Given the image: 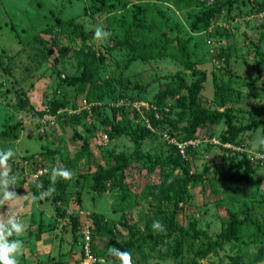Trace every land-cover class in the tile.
Wrapping results in <instances>:
<instances>
[{
    "label": "rangeland",
    "instance_id": "obj_1",
    "mask_svg": "<svg viewBox=\"0 0 264 264\" xmlns=\"http://www.w3.org/2000/svg\"><path fill=\"white\" fill-rule=\"evenodd\" d=\"M199 1H191L187 9H175L170 0H110L107 3L109 10L101 11L96 0H0V149L14 148L17 156L9 162L10 167L14 173L24 170L15 190L20 195H26L27 192L38 193L33 182L21 183L27 175L36 179L31 176L33 171H30L34 160L39 161L41 167L47 171L49 181L46 189L50 184L51 168L57 164V160L61 166L74 173L70 181H57L56 192L50 199L21 201V218L28 228L19 237L25 244V253L20 257V264H55L60 256L58 252L65 254L59 258V262L64 257V261L75 262L80 255V236L88 227L89 214L99 212L111 217L113 208L117 210L114 213L116 220L109 222L118 224L122 219L127 226H133L135 231L130 238L126 230L120 227L121 233L115 238L117 244L129 240L134 242L130 250L134 264L230 263L229 245L216 256L209 255L204 260L195 261L189 247L192 241L184 239L180 245L178 240L176 242L177 233L160 240L163 248L161 251L166 255L156 247V253L147 260L144 259L153 245L147 237L146 225L149 224L153 236L159 234L153 230L152 223L159 220L166 225L167 217L160 214L165 212L166 207L167 216L172 215L173 220L185 229L189 230V225L194 224L198 230H203L209 237L214 238L222 231V225L229 218V211L236 212L248 206V197L242 193L238 196L240 200L234 202L235 207L231 206L229 195L220 192L217 185L219 178H225L229 173L228 162L220 156H230V153L228 155L209 145L208 140L211 133L218 137L217 140L225 133V116L211 126L200 127L195 139H191L198 141V144L189 145L191 148L182 160H185L184 166L188 171L191 174H201L204 182L197 180L189 183L186 188L187 195L179 202L165 200L166 204L162 206L156 188L166 189L171 194L172 189L178 190L177 182L182 177L181 171L175 170L166 181H162L159 173L168 172L171 166H157L148 170V162L139 156L131 160V165L124 171L123 193L117 186H111L112 181L107 184L108 190L98 195V198L93 199L95 193L91 191L97 170L102 166L108 167L109 161L114 163L113 157L119 152L134 153V143L137 144L138 139V148L141 151L137 152L148 154L151 158L166 157L172 152V145L163 142L158 132L171 131L173 124H186L187 116L181 114L187 109L177 105V101L186 95L182 90L175 98H166L161 105H157L158 94L162 90L175 87L178 83L175 76L180 73L187 72L190 75L187 85L193 84L197 79L185 69L178 51V41L187 42L190 61L196 69L205 73V81L197 95L204 110L208 113L223 112L230 108L229 115L233 124L246 123L249 113L243 112L245 109H239V106L246 105L243 93H248L247 87L252 85V78L245 74H251V68L254 70L255 67L258 69L264 65L263 59V63L257 66L258 55L254 56L255 61L251 60L252 64L245 62V56L254 55L255 48L259 49V54L262 53L264 58V17L251 16L248 13L264 0H236L235 9L230 15L222 13L208 30H203L200 26L197 32H191L187 16L203 11L205 6ZM212 2L208 0L206 5ZM159 11L164 17L158 15ZM56 18L75 21L90 34L94 43L83 44L71 35V29L56 25ZM141 18L145 20L149 32L140 31L133 23V19ZM98 24H102L112 33L108 41L93 39V31ZM126 30L133 33L131 43L143 50L147 47L144 54L152 60L147 57L143 61L137 51L118 46ZM164 36L172 40L167 45L168 54L153 60L151 54L158 50L155 45H166ZM37 38L42 43H37ZM17 44L41 47L42 50L45 49V54L31 62L26 56L30 48L23 51L20 48L21 52L14 55L13 48ZM94 51L101 53L106 59L98 73L107 96L93 105H83L85 88L77 86L68 93V85L60 78L67 76V73L78 75L83 56ZM19 68L30 74L25 82L20 79L22 74ZM220 87L226 94L223 100ZM23 90L26 92L24 95L21 94ZM16 94L20 97L21 107L18 104L19 98H15ZM48 101H56L63 116L61 115L55 126L49 127L46 123V128L43 129L45 126L41 123L48 116ZM32 102L35 105L33 109L30 108ZM220 103L223 105L220 106ZM259 106H255L256 109L263 111L264 106ZM156 115L171 121V125L166 123L164 127L154 126L152 119ZM73 119L81 120L80 124H76ZM113 127L123 129V132L116 131ZM137 127L140 129L137 130ZM11 130L18 132L17 137L12 138L7 134ZM42 130L46 131L44 135ZM146 130L150 133L139 136ZM133 132L138 136L136 140L131 135ZM84 141L88 147H82ZM228 181L223 182V185L229 184ZM237 184L244 186L242 181H237ZM66 187L67 192L71 193L66 195L69 200H55L54 196L56 198ZM252 191L255 194L257 192L255 188ZM77 195L82 208L79 235L78 231L77 234H72L73 227L69 219L73 212L81 209L77 207L76 198H72ZM63 197L66 200L65 195ZM6 210L5 208L4 211ZM255 210L257 212L252 213V217H259L260 209ZM57 211L64 212L66 219L59 218ZM241 213L245 216L244 211ZM252 235L253 238L256 237ZM255 239L245 248V264H264V248L261 250L262 244L258 242L260 238ZM107 257L109 259L111 256L107 254ZM100 263L118 264V259H106L105 262L101 260Z\"/></svg>",
    "mask_w": 264,
    "mask_h": 264
},
{
    "label": "trees",
    "instance_id": "obj_2",
    "mask_svg": "<svg viewBox=\"0 0 264 264\" xmlns=\"http://www.w3.org/2000/svg\"><path fill=\"white\" fill-rule=\"evenodd\" d=\"M96 1L99 2V6H98L99 10L101 11L109 10V6L107 3L110 2V0H96ZM156 1L158 2L167 1L168 2L169 0H156ZM170 1H171L172 7H174L175 9L176 8L187 9L190 7L189 4L191 1H199V0H170ZM199 2L202 6H205L203 11L201 13L188 14L187 16L190 20L189 30L191 32H195V31L197 32L200 26L202 27L203 30H208L222 16V13L226 12L227 15H230L234 11L235 5L237 3L236 0H228L227 2H224L223 0H213L212 4H209V5H206V2H208V0H201ZM250 11L251 12H249L248 15H251V16L258 15L259 13L264 11V1H261L260 3H258L257 6L255 8H252ZM158 13L160 17H164V14L162 12L159 11ZM55 22H56V25L58 26H64L66 28L71 29V33H72L71 35L74 38L79 39V41L82 42L83 44H87L88 42H91L92 44L94 43L91 41L90 34L85 32V30H83L81 26L77 24L75 21H72V20L64 21V20H61V18H56ZM133 23L137 25V28L140 29V31L148 30V28L146 27V22L142 18L133 19ZM149 31L150 30H148V32ZM164 39H165L166 45L164 44H161L160 46L157 44L155 45L158 50L155 53L151 54V56L154 58L153 60L160 59L168 54L167 51L169 50V48L167 45L171 43L172 40L169 39L167 36H164ZM132 40H133L132 31L126 30L123 35V39L118 42V46H120V48L127 47L128 49H131V51L133 52L137 51L138 56L141 60L143 61L147 60L148 56L146 57V55L144 54L147 47L144 50L140 49V47H137L134 43H131ZM36 41L37 43L39 42L42 43L40 38H37ZM186 43H187L186 41L182 43H179L178 41L177 43L179 45L178 51H179L181 58L183 59L182 63L184 64L185 69L190 71L191 72L190 74L194 77H197V79L195 80L193 84L187 85L186 82L188 80V76H190L187 72H183V73L176 75L175 79L178 80L177 85L175 87L167 88L165 90L160 91L158 94V98H157V105H161L165 101L166 98H175L181 93L182 90H184L186 96H183L181 99H179L177 101V105H181L182 108L187 109L186 112L181 114V116L184 114L185 116H187V122L183 126L178 125L177 122H176L177 125L175 124L171 125L170 124L171 121H167V120H164L163 118L161 119V118L155 117V119L154 118L152 119L153 125L156 127H164L166 123L168 125H171V131H167V132L171 136H173L172 134H174V139L176 141L186 142L191 139H195L194 138L195 134L200 127L204 125L211 126L214 123L218 122V120L222 116H225L226 121H227V129L225 133H222L221 136L219 137L220 142L222 143L231 142L232 144H242L243 142L245 143V141L240 139L239 135L246 130L256 129L259 127V125L260 126L264 125V121L259 120L257 118V115H255V113L250 112L248 116L249 119L246 121V123L242 124L241 126H237L233 124L230 119V115H229V113L231 112L230 108L225 109L223 112H216V111L209 112V113L206 112L204 108L200 105V103L198 102V96H197L199 95L201 91V84L205 81V73L196 69L194 63L190 61V56H189V53L187 52ZM21 45L22 44L20 45L17 44V46L13 48V50H15L14 55L16 53L21 52V50L23 51V49L25 48L26 49L30 48L27 50L26 56H27V59L30 60L31 62L36 61L35 60L36 57H41V55L45 54L44 53L45 49L42 50L41 47L38 48V46H35V45L32 47H30L29 45L28 47L25 44H23L22 46ZM20 48L21 50H19ZM255 55H258L257 65L259 66L260 64L263 63V59H264L263 54L262 53L259 54V49L255 48L254 56ZM12 58H13V55H12ZM149 59L152 60V58H149ZM105 60L106 59L104 55H102L101 53H96L95 51L85 54L83 56V61L81 62L80 67L78 68L79 69L78 75H72V74L67 73V76L60 78L63 80V83L68 85L70 89L68 93H71V91H73V89L76 88L77 86H82L85 88V96L82 99V103L83 101H85L86 104L83 103V105H89V104L93 105L96 102L102 101L107 96V92L104 88V84L101 81V77L98 73L99 69L102 67V64L104 63ZM55 62H57V60ZM19 69L21 70V74H22L20 79L22 80V82H25L30 74H27L26 72H24L25 70H22V68H19ZM58 75L59 77H61V73H59ZM260 76H264V74L261 73ZM13 82L16 85H19L16 83V81H13ZM219 90L221 92V98L223 100V98H225V95H226L225 90L221 87ZM21 94L23 95L26 94L25 90H23ZM15 98L17 99L19 98L18 104H20V107H21V100L18 94H16ZM47 103H49V106L46 105L48 115L55 117V121L53 125L49 123L46 124V122L44 123L42 122L41 125L45 126L46 124L47 126L50 125L49 127H53L55 126L57 120L61 118L62 111L60 110V108H58L56 101H48ZM219 105L222 106L223 103H220ZM34 107L35 106L33 104H30L31 109H33ZM59 112H61V114ZM73 120L76 124H80L81 122V120H76V119H73ZM45 128L46 126L43 129ZM113 129L116 131L119 130L114 127ZM136 129L139 130L140 128L137 127ZM119 131L123 132V129H120ZM42 132H43V135L46 133L45 130H42ZM134 133L135 132H133L131 135H133V139L136 140L138 136L136 135V133L135 134ZM149 133L150 132L146 130L144 134L139 135V136H145ZM7 134L10 135V137L15 138L17 137L18 132H16L15 130H11V131H8ZM28 137H31V136L28 135ZM175 137H177V139ZM214 137L216 136H214V134L211 133L208 141H210V139ZM217 138L218 137H216V139ZM137 141H138L137 144L134 143L135 145L134 149L136 150L134 153L133 152H129V153L119 152L113 157L114 163L113 161L112 162L109 161L107 164L108 167L102 166L97 170V173L94 176V184L92 185V189H91V191L95 193V197L93 199L98 198V195H102L108 190L107 184H109L110 181H112L111 186L113 187L117 186L118 189L121 190V193H123L125 191V188L122 182L123 177H124V171L128 168V166L131 165L130 161L134 160L135 157L137 156H139L140 158L148 162V170H151L152 168L157 167V166L164 167V166L170 165L171 168L168 172L159 173V178L162 181H166V179L175 170L181 171L182 177L177 182V186L179 187L178 190L172 189L171 190L172 194H171V193H168L166 189H159L160 187L156 188L158 189V194L160 195L162 206L166 204L165 200L166 201L176 200L177 202H179L183 196L187 195L186 188L189 183H193L197 180L204 182L201 174H198V173L191 174L188 171V169L184 166L186 162L185 160H182L184 158H182V156L178 153V151L176 150V146L172 145L170 147L172 152L169 154V156H166V157L157 156L155 158H151L148 154H145L143 152H137L139 150L138 148L139 139ZM209 145L213 146L210 143ZM85 146L88 147V144H86L84 141V143L82 144V147L85 148ZM214 147L221 149L218 146H214ZM189 148L191 147L188 146V148H186V155H187V151ZM263 148H260V149H263ZM51 153H53V150L51 151ZM220 157L228 162L230 169L231 168L238 169V170L242 169V174L238 176L230 175L229 177L231 178L227 176V178H224V179L229 178L230 180V179L235 178V180L246 182L248 183V185L253 184V181L250 180L251 175L254 173L255 168L261 165L251 163L245 157L238 159L236 156H231V155L227 156L225 154H223V156H220ZM27 161L29 163V159ZM39 163H40L39 161L34 160L33 167L30 169V171H33V172L36 171ZM23 171L24 170H20V173H19L21 175L20 177H23ZM263 177L264 176L257 178L255 183L257 184V183L262 182L264 180ZM26 181L33 182V185L37 183H42L44 188L46 189L49 180H48L47 175H43L36 179H32L30 178V175H27L26 178H24L21 183H24ZM66 189L67 187L65 188V191L59 194L56 198L54 196V199L60 200V201L62 200L61 202L68 201L69 199L67 198L66 195H70L71 193L67 192ZM227 194L229 195L230 193H227ZM64 195H65L66 200H63ZM72 198H76L78 202L77 207L81 208L79 195H77L76 197H72ZM56 203L60 204L58 203V201H56ZM216 203H219V202H216ZM166 210H167V207L163 214L160 213L162 216L167 217L166 225H165L166 227L165 233H159L153 236L152 230L149 224L146 225L147 227L146 233L148 235L147 237L152 241L153 245L151 246V250L149 251L147 256L144 257L145 260H147L149 256H152L153 254L156 253V247H158L160 251L163 249L162 244L160 243V240L168 239L171 235H176L175 233L178 234L176 238V242L178 240L180 245L183 243L184 239H187L188 241H192L190 242L189 247H190V251L193 253V258L195 259V261L204 260L209 255L216 256L218 255L219 251L224 250L226 245H229V247H231L230 255H229V259H230L229 264H245L243 262V255L247 252V251L245 252L246 250L245 248L246 246L251 244L250 242H252V240H256L255 238H260L258 242L262 244L261 250L262 248H264V244H263L264 243V218H262L261 215L256 218H251L249 215L242 218L239 212L241 213L243 209H240L241 211L236 210V212H230L228 210L229 218L222 225V228H223L222 231L219 234H217L214 238H211L208 236L207 232L203 230H198L194 226V224L191 226L189 225V230L185 229L183 226L178 224V222L173 220L172 215L167 216ZM81 211H82V208L79 210H76L75 212H73L74 214L69 218L70 224H72V227H73L72 234H77V231H78V235H79V228L82 225ZM116 212L117 210L113 208L111 213H116ZM57 214L59 218L66 219L64 212L57 211ZM88 220L89 221L87 222L88 224L87 229L81 232V236H80L81 240H80V245H79L80 255L78 256V260L71 263L68 261H64V259L66 258L64 257L62 258L63 260H60L61 262H59V258L65 254H59L60 252H58V255L60 256L58 257V261L55 262V264H81L82 257L84 256L83 247L86 243L88 244V249L90 253L92 254V256L97 259V262L93 264H103V263H100V261L104 260L105 262L106 259L111 260V261L117 260V258L114 256H111L108 259L107 254H108L109 247L115 246L125 251H130L133 248L134 242L132 240L123 242L121 244L116 243L115 238L117 235H120L121 233V230L119 229L120 227H123L122 229L126 230L130 238L131 236L135 234V231L133 230V226H127L126 222L123 221L122 219L118 221V224L111 223L109 221H115V220H112L107 216L105 217V215H103L102 213L94 212V213L89 214ZM54 232L55 230L53 231V233ZM250 232L254 234L256 237L253 238V235ZM34 234H36V232H34ZM86 237H88V240H85ZM200 238H201V241H198V239ZM145 240L146 239H144V241ZM163 254L166 255V253H163ZM118 264H120L119 260H118Z\"/></svg>",
    "mask_w": 264,
    "mask_h": 264
},
{
    "label": "clouds",
    "instance_id": "obj_3",
    "mask_svg": "<svg viewBox=\"0 0 264 264\" xmlns=\"http://www.w3.org/2000/svg\"><path fill=\"white\" fill-rule=\"evenodd\" d=\"M112 33L102 24L95 26L93 39L95 41L106 42L110 39ZM264 142V141H262ZM17 156L14 148L0 149V264H20V257L25 253V244L21 237L28 228V225L21 218V201L31 202L50 199L56 192L55 184L58 180L70 181L73 178V171L57 164L51 168L50 184L47 189L42 183H37V194L27 192L26 195H20L16 192L17 184L20 180L19 173H14L10 167V161ZM47 175V173H45ZM7 209L4 211V209ZM152 228L155 232L165 233V225L154 220ZM110 256L116 257L120 264H134L132 253L112 246L108 249Z\"/></svg>",
    "mask_w": 264,
    "mask_h": 264
},
{
    "label": "crops",
    "instance_id": "obj_4",
    "mask_svg": "<svg viewBox=\"0 0 264 264\" xmlns=\"http://www.w3.org/2000/svg\"><path fill=\"white\" fill-rule=\"evenodd\" d=\"M247 58H248V60H247ZM251 60L255 61L254 55L245 56V62H249L250 64H252L253 62H251ZM257 61H258V58H257L256 62ZM261 73L264 74V65L262 66V68L259 67L258 69L255 67L254 70H252V68H251V74H249V73L245 74V76H247V77L250 76L252 78V85L247 87L248 88L247 94H244L246 91L243 93V97L245 99L246 105L242 106V107L239 106V109H245V110H243V112H246V114L253 112V113H255V115H257V118L259 120L264 121V109L262 111L260 109L259 110L256 109V107H255L257 105L258 106L261 105L259 107L264 106V76H260ZM246 81H248V80H246ZM32 104L34 105L33 102H32ZM238 111H241V110H238ZM248 119L249 118L247 117L246 120H248ZM242 124H244V123H242ZM235 125L241 126L238 124H235ZM240 136H242L240 139H242L243 141H246L245 144H247V146L250 148L259 149V148L264 147V142H262V141H264V125H261V126L259 125V127L256 129L246 130L243 133H241L239 135V137ZM228 172L233 173L232 175L238 176V175L242 174V169L238 170V169H232V168L230 169L229 168V170H227V173ZM229 173L227 175L228 177L231 175ZM225 175H226V172H225ZM262 176H264V166H257L254 170V173L251 175L250 180L253 181V184H251V185H248V183L243 182L244 186H242V185L240 186L237 184V180H235V178L229 180V178H231V177H229L228 179H224L223 176L219 178V180L217 181V185H218V188L220 189V192L230 193L229 198H230L231 206L235 207L234 202H237L240 200V198H238V196L239 195L241 196V193L244 194L245 197H248V206H246L244 209L242 208L243 209L242 211L245 212V216L249 215L251 218H256V217H252V215H253L252 213H254L256 211L255 209H260L258 211L261 212V216H262V218H264V180L260 183H257V184L255 183L257 178H260ZM225 178H227V177H225ZM222 180H225V181H222ZM227 180H229L228 181L229 184L223 185V182H226ZM253 188L256 189V191H257L256 194L253 193V191H252ZM247 192H250V193H247ZM237 208H239V207H237ZM239 214L242 218L245 217V216H242V213L239 212ZM103 215H105V214H103ZM115 215L116 214L111 213V217H109V218L116 220ZM106 216L107 215H105V217Z\"/></svg>",
    "mask_w": 264,
    "mask_h": 264
},
{
    "label": "built area",
    "instance_id": "obj_5",
    "mask_svg": "<svg viewBox=\"0 0 264 264\" xmlns=\"http://www.w3.org/2000/svg\"><path fill=\"white\" fill-rule=\"evenodd\" d=\"M209 1H213V0H209ZM258 16L264 17V11L259 13ZM83 103L86 104L85 101H83ZM156 117L158 116L156 115ZM54 121H55V117L48 115L44 122L46 123L49 122V124L53 125ZM150 129L152 130L151 127ZM158 134L160 135V139L163 142H165L166 144H171L173 146H176V150L182 156V158H185L186 148H188L189 145L196 146L198 144L197 143L198 141H193V140H189L186 142L176 141L174 137L171 136L167 131L166 132L160 131L158 132ZM209 143L212 144L213 146L220 147L224 153H228V155L230 153L231 156H236L238 159L245 157L251 163H255L261 166H263L264 164V148L253 149L248 147L247 144H245L244 142L242 144H232L231 142L222 143L220 142V140H217L216 138H212L209 141ZM45 173H47V171L44 168H42L41 165L39 164L36 171H34L31 176H33V178H38L45 175ZM85 240H88V237H86ZM83 250H84V256L82 257L81 264H93L97 262V259L94 258L90 253L87 243L84 245Z\"/></svg>",
    "mask_w": 264,
    "mask_h": 264
},
{
    "label": "water",
    "instance_id": "obj_6",
    "mask_svg": "<svg viewBox=\"0 0 264 264\" xmlns=\"http://www.w3.org/2000/svg\"><path fill=\"white\" fill-rule=\"evenodd\" d=\"M31 133V132H30Z\"/></svg>",
    "mask_w": 264,
    "mask_h": 264
}]
</instances>
